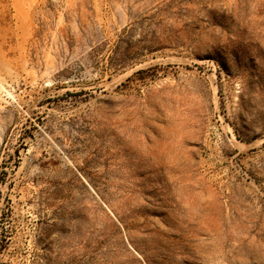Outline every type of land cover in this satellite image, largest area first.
<instances>
[{
	"label": "rangeland",
	"instance_id": "374dc122",
	"mask_svg": "<svg viewBox=\"0 0 264 264\" xmlns=\"http://www.w3.org/2000/svg\"><path fill=\"white\" fill-rule=\"evenodd\" d=\"M0 264H264V0H0Z\"/></svg>",
	"mask_w": 264,
	"mask_h": 264
}]
</instances>
